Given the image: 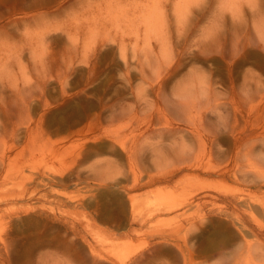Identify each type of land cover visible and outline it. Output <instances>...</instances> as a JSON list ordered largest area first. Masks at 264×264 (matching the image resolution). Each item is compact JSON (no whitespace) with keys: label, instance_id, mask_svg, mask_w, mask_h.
I'll return each mask as SVG.
<instances>
[{"label":"rangeland","instance_id":"374dc122","mask_svg":"<svg viewBox=\"0 0 264 264\" xmlns=\"http://www.w3.org/2000/svg\"><path fill=\"white\" fill-rule=\"evenodd\" d=\"M0 264H264V0H0Z\"/></svg>","mask_w":264,"mask_h":264},{"label":"bare ground","instance_id":"6f19581e","mask_svg":"<svg viewBox=\"0 0 264 264\" xmlns=\"http://www.w3.org/2000/svg\"><path fill=\"white\" fill-rule=\"evenodd\" d=\"M250 54H252L251 52H250ZM234 138H236V136L233 134L232 135ZM237 139V138H236ZM235 144H236V142H235ZM186 165H189V164H187L186 162H183L182 163V166L183 167H181V166H177V167H175L172 171H171V173L169 174L170 176H175L178 172H180L182 169H185V168H187V166ZM194 166H191V168H193ZM195 168V170L197 171L198 170V167L196 166V167H194ZM223 172V173H229V172H231V170L227 167V166H225L224 168H221L220 169V172ZM137 186H140V184L138 183V179H136L135 180V182H134V187H137Z\"/></svg>","mask_w":264,"mask_h":264}]
</instances>
